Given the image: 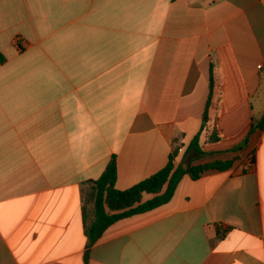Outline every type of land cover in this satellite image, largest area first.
I'll return each mask as SVG.
<instances>
[{"label": "crops", "instance_id": "crops-1", "mask_svg": "<svg viewBox=\"0 0 264 264\" xmlns=\"http://www.w3.org/2000/svg\"><path fill=\"white\" fill-rule=\"evenodd\" d=\"M0 54V264H264V0H0ZM175 149L229 167L89 247L86 183Z\"/></svg>", "mask_w": 264, "mask_h": 264}, {"label": "trees", "instance_id": "trees-1", "mask_svg": "<svg viewBox=\"0 0 264 264\" xmlns=\"http://www.w3.org/2000/svg\"><path fill=\"white\" fill-rule=\"evenodd\" d=\"M4 62L5 58L0 54V63ZM209 104L210 101L207 103L206 112ZM205 124L206 122L202 126V131L205 129ZM258 126L264 127V115ZM199 138L200 134L190 143L187 151L198 158L204 154ZM219 139V136L213 132L211 140L216 142ZM177 153L178 149H175L164 169L126 190L116 188L118 177L116 156L112 157L99 179L86 183L83 218L89 247L100 241L105 231L118 220L152 211L168 203L184 176L188 175L192 180H198L209 170H225L229 167L228 163L218 161L184 169L182 165L177 166L174 163ZM145 194L153 195V198L144 201Z\"/></svg>", "mask_w": 264, "mask_h": 264}, {"label": "rangeland", "instance_id": "rangeland-1", "mask_svg": "<svg viewBox=\"0 0 264 264\" xmlns=\"http://www.w3.org/2000/svg\"><path fill=\"white\" fill-rule=\"evenodd\" d=\"M179 153L181 154L182 152H179ZM182 163L185 164L184 166H185L186 169H188L190 166L192 167V165H191L192 161H190L189 159H188V161H186L185 159H183V160L181 161V164H182ZM149 196H150L149 194L146 195L144 200H147Z\"/></svg>", "mask_w": 264, "mask_h": 264}]
</instances>
